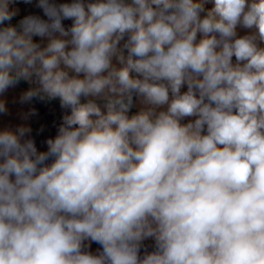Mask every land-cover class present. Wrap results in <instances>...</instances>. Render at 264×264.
Instances as JSON below:
<instances>
[{"label":"clouds","instance_id":"obj_1","mask_svg":"<svg viewBox=\"0 0 264 264\" xmlns=\"http://www.w3.org/2000/svg\"><path fill=\"white\" fill-rule=\"evenodd\" d=\"M0 264H264V0H0Z\"/></svg>","mask_w":264,"mask_h":264}]
</instances>
